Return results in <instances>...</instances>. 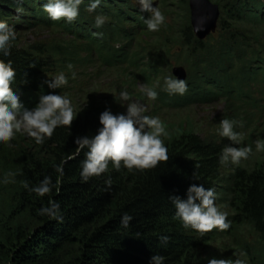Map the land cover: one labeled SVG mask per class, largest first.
<instances>
[{
  "label": "trees",
  "instance_id": "trees-1",
  "mask_svg": "<svg viewBox=\"0 0 264 264\" xmlns=\"http://www.w3.org/2000/svg\"><path fill=\"white\" fill-rule=\"evenodd\" d=\"M116 1L102 3L108 4L107 9L113 13ZM166 1L169 4L171 0ZM210 1L221 13L220 43L210 46L195 37L190 23H175L171 35L162 33L164 51L154 58H145L141 50L120 55L118 39L127 38L128 32L114 24L115 15L100 6L95 13L104 14L108 20L102 28H96V32L104 30L96 39L104 48L93 43L96 41H87L83 49L84 57L91 58L97 52L103 68L116 70L106 78L110 83L103 79L100 87L88 88L87 82L83 83V90L76 92L73 87H47L45 74L51 70L50 65L54 66V74L65 73L69 83L75 80L71 78L72 72L78 74L75 67H84L80 66L83 58L76 47L42 44L28 50L14 46L9 57H0L12 62L17 74L14 92L26 108H33L40 95L52 93L68 96L80 112L71 129L58 128L44 145L18 135L10 146H0V264H149L154 254L164 256V264H208V259L217 258L221 249L229 245L236 252L227 260L264 264V151H256V141L264 140V127H257L260 123L264 126V105L257 103L251 90L257 84L263 86V91H255L264 93V0ZM44 2L0 0V20L7 11L18 12L17 9H22L18 12L22 17L30 14L41 18ZM83 14L86 11L80 8V17H86ZM137 16L138 20H133L141 24L145 14ZM183 53L190 69L185 80L188 91L183 96L169 95L163 89L164 79L170 74L162 67L171 55ZM42 56L50 57L49 61L54 60L55 64L47 63ZM140 85L154 88L158 99L148 101L140 92ZM121 88L150 106L146 115L158 116L164 123L168 135L162 139L169 159L143 172L123 168L117 172L110 164L108 173L83 183L80 164L87 149L76 155L74 141L77 136L95 135L101 127L99 115L106 109L113 114L126 111L114 98ZM215 99L226 103L228 119L243 122L242 128L235 129L237 132L249 128L251 122L255 124L249 139L237 145L250 146L252 155L237 167L220 164L221 150L230 143L226 138L220 141L213 135L202 137L187 115L176 119L162 117L164 112L181 113ZM70 156L75 158L68 159ZM66 159L64 175L60 176L55 165ZM46 175L52 177L58 191L54 189L41 198L23 188L24 181L35 186ZM109 178L111 187L105 184ZM192 184L215 190L216 204L228 212L231 221L227 232L213 229L199 234L185 229L175 217L170 198L186 199ZM49 200L60 205L63 223L37 214L41 207L48 206ZM124 214L133 217L128 228L121 225ZM161 236L169 237L167 244L162 243Z\"/></svg>",
  "mask_w": 264,
  "mask_h": 264
},
{
  "label": "clouds",
  "instance_id": "clouds-1",
  "mask_svg": "<svg viewBox=\"0 0 264 264\" xmlns=\"http://www.w3.org/2000/svg\"><path fill=\"white\" fill-rule=\"evenodd\" d=\"M102 0H89L86 7L88 13H95ZM141 12L149 13L144 24L149 32H158L167 24L165 13L156 4V0H135ZM84 0H46L41 4L42 10L54 22L64 21L67 24L75 23L80 17V8ZM153 5H156L155 7ZM18 12L22 9H17ZM108 18L104 14L94 16V27L99 29L104 26ZM102 36V33H95ZM16 30L6 21L0 20V57H9L16 41ZM72 69V65H68ZM16 71L12 62L0 59V146H10L18 135H26L34 140L37 145H44L53 137L58 128L71 129L78 113L72 101L66 95L44 94L40 95L38 103L31 109L26 108L20 96L14 92L16 84ZM71 78L76 74L72 72ZM49 89H61L69 84V77L60 72L45 81ZM140 92L148 101L155 102L159 93L152 87L140 85ZM164 91L169 95L183 96L188 91L184 79L169 75L164 79ZM116 103L126 108L123 113L113 114L106 109L99 115L97 133L92 136H77L74 143L77 145L76 155L84 149L85 159L80 164V177L83 183L92 178H99L109 172V165L119 172L122 168L129 172H143L155 169L161 162L169 159L168 148L163 138L168 133L164 123L158 116L146 115L148 106L133 98L126 88H121L118 95L114 96ZM82 111V110H81ZM242 121L222 119L219 124V136L230 141L222 150L219 157L221 165L231 164L239 166L242 161H247L252 155L250 146L238 147L243 141V135L237 132V127H243ZM256 151H264V140L256 141ZM70 156L68 159H74ZM68 160H62L55 165V171L64 175V165ZM111 187V179L105 181ZM23 188L38 197L50 195L57 189L51 176L44 178L35 186H30L28 181L23 182ZM186 199L172 196L171 202L175 208V217L180 220L185 229H191L199 234H205L216 229L227 232L231 228L228 212L222 211L216 204L217 194L212 188H205L202 184H192L186 193ZM47 216L50 220L63 223L60 205L49 200L47 207H41L37 213ZM133 217L124 214L121 218L123 228H128ZM162 243L167 244L169 237L161 236ZM165 257L152 255L149 264H164ZM208 264H245L241 259L227 260L210 258Z\"/></svg>",
  "mask_w": 264,
  "mask_h": 264
},
{
  "label": "rangeland",
  "instance_id": "rangeland-1",
  "mask_svg": "<svg viewBox=\"0 0 264 264\" xmlns=\"http://www.w3.org/2000/svg\"><path fill=\"white\" fill-rule=\"evenodd\" d=\"M105 1V0H104ZM112 1V0H111ZM181 0H171L167 4L166 0H156L157 6L160 7V9L165 13L167 17V24L166 26H163L160 31L158 32H149L146 29V25L144 24V19H147L149 16V13L147 12H141L140 6L135 3V0H121L116 1L113 3L115 5V11L113 13L110 12V10L107 9L108 4L102 3V7H105L104 10L107 11L110 14L115 15L114 16V24L118 25L120 29H122L124 32H128V37L123 38L119 37L117 42V48H121L122 51L120 55L123 57L126 56L125 54L133 51L141 50V54L144 55L145 58H154L155 56L160 55L164 51V46L161 45L163 42V35L164 31H167L169 35H171V30L174 27L175 23L176 26H182L184 23H190V14H189V7H186V3L188 5V0H184V2H180ZM119 2L124 3V6L119 4ZM89 1L84 0V4L81 5V8H86ZM213 3V2H211ZM171 4V5H170ZM173 4V5H172ZM105 5V6H104ZM154 7L156 5H153ZM129 7V8H128ZM114 8V7H113ZM123 9V10H121ZM128 11V12H127ZM125 12V13H124ZM219 15L216 21V27L214 30H212L205 38L202 40L205 43H208L210 46H216L220 43L221 40V32L219 30V24L218 21L221 19V13L218 9ZM45 13V12H44ZM40 14L44 18H35L34 16H31L28 14L27 17H22L19 15L18 12L14 11H7V16L3 17V21H6L10 26H13L16 30V36L17 39L14 42V46L30 49V47H33L35 45H60L62 48V45L65 47H76L79 51L80 58H83L82 62L80 63L81 67H75L77 71V76L75 80L68 84L66 87H73L74 89L72 91L82 89L83 90V83L87 82L90 87H100L103 79L108 78L109 76H113L115 74L116 70H110L107 68H103L100 59H97L98 54L93 53L91 54V58L84 57V50L87 46L85 43L87 41H96L93 42L96 45H101L99 48H104L101 43H98L97 39L98 36L95 35L97 33L96 31L90 32V28L85 24L87 21L77 20L73 24H67L64 21L61 23L58 22V25L54 23V21L50 20L47 15ZM145 14V16L141 19L142 23L137 24L134 20H138L137 14ZM47 14V13H46ZM119 14V15H118ZM86 15V14H84ZM121 15V16H120ZM87 19V17H85ZM110 21L113 20L110 18ZM67 24V25H64ZM110 27L109 29H111ZM170 28V29H169ZM104 30L100 33L103 34ZM165 33V32H164ZM126 34V33H125ZM261 47H264V43ZM96 48V46H94ZM128 55V54H127ZM172 57H169V62L166 63V65H163L162 69L167 72L170 75H174L173 68L179 67L181 70L184 71L185 78L189 76V67L187 63H185L186 54L183 53L180 56H177L176 54L171 55ZM45 57V61L49 64H55V62H51L50 57L42 56V58ZM255 66V64H254ZM51 70H48L45 74L47 79H51L56 74H54V66H48ZM59 74V73H58ZM112 83H116L114 79H110ZM106 83H110L105 80ZM64 87V88H66ZM84 88H87L85 86ZM255 89H258V91H263V86H257L255 84L253 87H251V90L253 91L255 99H257V103L259 105H264V93H259L258 91H255ZM247 92H250V89L247 88ZM150 111V106H148V111ZM189 116L193 122L196 125L197 130L200 132V135L202 137H210L214 136L218 140L223 141L222 137L219 136V124L222 119H228V107L226 106V103L220 99H215L214 101H209L205 105H193L190 109L184 112H176V111H167L163 113V118L165 119L168 117L170 119H176L179 117H185ZM253 120L256 119V116H252ZM261 118H264V114L261 116ZM164 120V119H162ZM260 123V121H258ZM255 124L251 122L249 124V128L241 130V133L243 135V141L250 137V131L253 129ZM258 129L263 128V124L260 123L258 126ZM236 250L233 246L224 247L221 249V251L216 256L218 259H230L234 254Z\"/></svg>",
  "mask_w": 264,
  "mask_h": 264
},
{
  "label": "water",
  "instance_id": "water-1",
  "mask_svg": "<svg viewBox=\"0 0 264 264\" xmlns=\"http://www.w3.org/2000/svg\"><path fill=\"white\" fill-rule=\"evenodd\" d=\"M190 25L196 38L202 40L216 27L219 15L218 7L210 0H188ZM173 73L179 79H184V71L173 68Z\"/></svg>",
  "mask_w": 264,
  "mask_h": 264
}]
</instances>
